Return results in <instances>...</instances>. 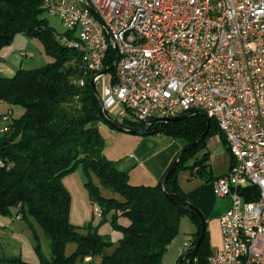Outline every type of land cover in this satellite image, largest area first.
I'll return each mask as SVG.
<instances>
[{
  "label": "built area",
  "instance_id": "obj_1",
  "mask_svg": "<svg viewBox=\"0 0 264 264\" xmlns=\"http://www.w3.org/2000/svg\"><path fill=\"white\" fill-rule=\"evenodd\" d=\"M43 8L75 33L62 37L81 52L75 83L92 75L120 126L190 112L217 122L233 162L213 192L231 205L219 217L222 245L208 261L264 264V0H44ZM110 48L117 62L107 84Z\"/></svg>",
  "mask_w": 264,
  "mask_h": 264
},
{
  "label": "trees",
  "instance_id": "obj_2",
  "mask_svg": "<svg viewBox=\"0 0 264 264\" xmlns=\"http://www.w3.org/2000/svg\"><path fill=\"white\" fill-rule=\"evenodd\" d=\"M43 1L0 0V59L1 48L18 33L41 38L48 53L55 58L40 67L21 68L13 76L0 75V101L23 108L0 137V161L3 163L0 165V213L7 215L12 206H20L24 216L30 213L42 224L52 252L51 258L44 259L42 264L93 262L96 256L101 257L99 264H162L169 244L179 233L184 213L198 225L189 241L193 246L187 253L191 252L201 234V218L186 210V205L191 202L199 208L203 199L192 201L186 195L178 173L190 168L215 179L212 171L208 172L211 151H204V148L209 138L217 134L232 157L225 135L217 122L202 112L167 124L141 122L137 127L133 122L124 123L122 131L146 135L163 133L186 141L177 154L178 164L167 180V190L162 182L164 176L155 185L132 183L130 173L104 154L105 140L95 123L107 121L101 113L92 78L86 77L84 86L75 83L83 77L79 65L81 52L61 39L64 36L76 38L75 33L69 29L59 33L51 27L43 17ZM116 58V49L110 48L105 65L111 66ZM114 73L113 70L112 75ZM208 128L204 139L189 149L188 146ZM189 161L192 164H188ZM78 164L93 170L101 184L112 193L103 195L98 186L87 182L92 197L101 205V213L115 211L114 230L123 234L110 254H105L104 250L115 243L101 234L98 227L93 231L92 224H86L84 227L90 231L81 234L70 222L71 197L62 178ZM210 180L206 177L207 182ZM209 187L213 190V185ZM120 217L128 218L129 224L118 223ZM204 240L205 237L198 250L183 264H210L211 251L203 249ZM69 242H75L77 248L67 255ZM0 262L38 264L21 257H0Z\"/></svg>",
  "mask_w": 264,
  "mask_h": 264
},
{
  "label": "rangeland",
  "instance_id": "obj_3",
  "mask_svg": "<svg viewBox=\"0 0 264 264\" xmlns=\"http://www.w3.org/2000/svg\"><path fill=\"white\" fill-rule=\"evenodd\" d=\"M43 17H46L50 26L59 33L68 29L58 16H53L45 11ZM54 60L55 58L48 53L45 43L41 38L26 33H18L10 43L5 44L1 48L0 75L13 76L15 72L21 68H36ZM111 75L112 72L106 74L108 78L107 84L110 83ZM76 77V75L72 76L73 79ZM90 78H92V75ZM6 110V105L0 106V115ZM10 110L13 112L12 121L14 117L19 116L23 108L15 105L5 113ZM111 118L117 120L118 115L111 114ZM130 120L136 123L137 127L140 126L141 122L134 117L130 118ZM9 123L10 121H3L1 115L0 137L3 135L1 129ZM99 127L105 140L104 154L108 159L113 161L120 157L130 159V156H140L141 151H144L141 150L143 148L160 150L173 142H179L180 144L186 143L184 139L174 138L163 133L157 136V134L144 135L121 131L113 128L105 121L100 122ZM204 151H211L212 156H216L210 161L208 172L213 170V177H217L214 173L219 169V166L223 165V158L226 159V156H228L217 134L209 138ZM116 164L118 165L117 162ZM188 164H192V162L189 161ZM0 165H3V163L1 162ZM206 177H208L209 180L211 179L209 174L203 173L201 175L192 171L190 168L181 169L178 173L179 183L186 195L192 201L203 199V203L199 205L200 210L207 220V230L203 249L209 253L222 245V232L219 217L225 212L227 201L214 194L213 190L210 189L211 187H209L213 185L214 179L207 182ZM134 181L135 180H132V182ZM87 182L98 186L103 195H112V193L101 184L97 174L93 170L88 169L83 164H78L74 170L65 174L62 178V183L69 191L71 197L70 222L77 226L81 234H87L90 231L89 228L84 227L86 224L91 223V230L93 231L98 227L101 234L115 243L114 246L107 247L104 250L105 254H110L118 245L119 239L123 234L121 231L114 230V224L112 223L114 210L105 214H102L98 210L101 208V205L92 197ZM116 197L120 198L119 195H116ZM0 220H2V222L0 221V226L3 227L2 235L0 234L1 258L21 257L30 263L38 264H42L44 259L51 258L50 239L47 236L45 228L34 215L29 213L27 216H24L20 211V206H12L9 214L4 215L0 213ZM118 223L129 224V219L120 217ZM197 230L198 225L196 221L188 213H184L180 219L179 233L169 244L163 256L162 264H178L180 257L190 250V247H185V242H189ZM76 248L77 244L75 242H69L66 246V254L70 255ZM196 260L197 258L195 261ZM100 261L101 257L96 256L93 262L78 261L77 264H99ZM188 262L189 259H187V263ZM0 264L10 263L0 262Z\"/></svg>",
  "mask_w": 264,
  "mask_h": 264
},
{
  "label": "crops",
  "instance_id": "obj_4",
  "mask_svg": "<svg viewBox=\"0 0 264 264\" xmlns=\"http://www.w3.org/2000/svg\"><path fill=\"white\" fill-rule=\"evenodd\" d=\"M2 105H6L7 110L13 108V106L9 105L5 101H0V106ZM6 111L1 113V115L5 114ZM95 125L100 126V122L95 123ZM158 135H161V134H157V136ZM184 145L185 144H180L179 142H173L170 145H167L166 147L160 150H156V149L150 150L149 148L148 149L143 148L141 150H144V151L139 150L141 151L140 156H130V159L128 158L124 159L123 157H120L118 159H115V162L118 163L119 168L126 170L130 173L131 182L132 180H135L132 183L155 185L164 176L169 166L171 165V163L177 156V154L183 149ZM226 153L228 156H226L227 157L226 159L223 158V163H222L223 165L219 166L218 167L219 169L214 173L217 177L227 173L230 170V167L232 165V157L229 155L227 151ZM213 157H216V156H212V152H211V156H209V160H208L209 165ZM224 199L227 201L226 206H225V211H226L231 205V199L230 198H224ZM0 221L2 222V220ZM2 231H3V227L0 226V234L2 233Z\"/></svg>",
  "mask_w": 264,
  "mask_h": 264
},
{
  "label": "water",
  "instance_id": "obj_5",
  "mask_svg": "<svg viewBox=\"0 0 264 264\" xmlns=\"http://www.w3.org/2000/svg\"><path fill=\"white\" fill-rule=\"evenodd\" d=\"M84 4H85V6H86V7H87V8L93 13V15H94V16H95V17H96V18H97V19H98V20H99L104 26H106L105 23H104V21H103V19H102V17H101L100 14L98 13V11L95 9V7H94L92 4L87 3V2H85ZM116 62H117V59L114 61V63H113L111 66H109L108 68H106V69L102 72V74H107V73L113 71V69H114L115 66H116ZM91 84H92V86H93V88H94V91H95V93H96V95H97V97H98V99H99L100 110H101V113H102L103 117H104V118L106 119V121H107L109 124H111L113 127L117 128V129H119V130H125L124 127H122V126H120L119 124H117L114 120H112V119L107 115V113H106V111H105V109H104V105H103V101H102V99H101L100 93H99V91H98V89H97V87H96L95 79H92ZM194 113H196V112H190V113L182 114V115H179V116H176V117H171V118H168L167 120L157 119V120L154 121V123L167 124L168 122H175V121H179V120H181V119H184V118H186V117H188V116L193 115ZM208 131H209V128L204 132V134H203V135H202L197 141H195V142L192 143L190 146H188V148L190 149V148H192V147H195L198 143H200V142L204 139V137L208 134ZM178 160H179L178 156L175 157V159L173 160V162L171 163V165L169 166L167 172L165 173V175H164V177H163L162 182H163V185H164V189H165V190H167V180H168L170 174H171L172 172H174V170L176 169L177 164H178ZM186 210L191 211V212H195V213H197V214L200 216V218H201V234H200L199 240H198L197 244L195 245V247L193 248V250H192L191 252H189V253H186V254L181 258L179 264H183L184 260H185V259H186L191 253H195V252L198 250L199 246H200L201 243L203 242V239H204V237H205V233H206V230H207V220H206L204 214L202 213V211H201L197 206H195V205H194L193 203H191V202H188V204L186 205Z\"/></svg>",
  "mask_w": 264,
  "mask_h": 264
}]
</instances>
